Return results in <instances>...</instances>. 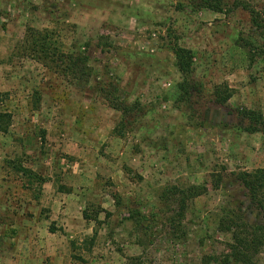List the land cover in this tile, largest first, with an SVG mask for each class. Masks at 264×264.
<instances>
[{
    "label": "rangeland",
    "instance_id": "1",
    "mask_svg": "<svg viewBox=\"0 0 264 264\" xmlns=\"http://www.w3.org/2000/svg\"><path fill=\"white\" fill-rule=\"evenodd\" d=\"M240 1L258 25L241 8L190 0H0V112L11 116L0 130V264H231L220 219L264 227L239 180L264 167V132L241 114H264V0ZM29 29L86 53L90 83L34 60ZM177 47L194 56L185 103ZM224 84L233 97L222 105ZM111 101L140 109L124 120ZM12 164L45 183L26 189ZM172 187L206 189L175 224L179 206L161 199Z\"/></svg>",
    "mask_w": 264,
    "mask_h": 264
},
{
    "label": "trees",
    "instance_id": "2",
    "mask_svg": "<svg viewBox=\"0 0 264 264\" xmlns=\"http://www.w3.org/2000/svg\"><path fill=\"white\" fill-rule=\"evenodd\" d=\"M190 4L198 11L206 10L217 14L224 12H233L234 9H243L249 11L253 17V21L258 25L255 18V11L251 6L242 3L240 0L229 7L226 11L225 0H190ZM244 42V45L241 44ZM241 47H251L252 44L241 39L237 41ZM23 46L29 49L32 58L43 64L49 70L62 74L65 78H70L73 81L89 84L91 79V69L88 65L89 57L86 53H64L61 51L58 41L54 38L52 32L37 31L29 29ZM176 59V68L183 77V82L178 85L179 102L185 103L190 100L192 95L191 77L193 73L194 56L191 50L177 47L173 50ZM251 61L254 60V55H250ZM1 96V95H0ZM215 97L219 104L225 105L233 97L232 89L224 84L220 85L215 90ZM112 102V101H111ZM110 102L112 109L120 112L125 120L130 114L140 109L139 104L129 106L121 102ZM242 116L248 119L252 125L249 130L253 133L264 132V114L255 111L244 110ZM11 121V116L7 113L0 112V130H6ZM122 128L124 124H121ZM120 136H123L119 132ZM12 169L22 174L23 178L27 179L24 187L31 190L34 184H44L45 181L38 174L30 169H26L21 165L12 164ZM239 180L248 191L251 202L262 212H264V167L256 169L252 172H243L239 175ZM206 189L201 187H190L188 189H179L172 187L166 189L161 199L171 201L172 204L179 206L177 218L172 219L175 224L177 220L181 221L185 217L187 202L201 197ZM109 218L110 215H107ZM132 219V217H130ZM84 219L88 221L100 222L98 218H93L88 213H84ZM130 219V220H131ZM218 232L231 236V245L229 247V260L231 264H261L259 256L264 247V227H253L246 223L240 216H224L218 223ZM212 260V259H210ZM128 264H146L141 257L132 258ZM208 264V263H207Z\"/></svg>",
    "mask_w": 264,
    "mask_h": 264
}]
</instances>
